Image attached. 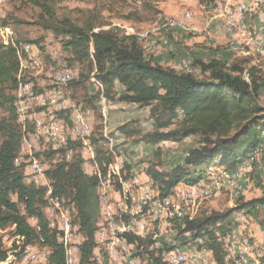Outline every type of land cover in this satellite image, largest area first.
I'll return each mask as SVG.
<instances>
[{
    "label": "trees",
    "instance_id": "trees-1",
    "mask_svg": "<svg viewBox=\"0 0 264 264\" xmlns=\"http://www.w3.org/2000/svg\"><path fill=\"white\" fill-rule=\"evenodd\" d=\"M206 1L215 3L217 0ZM37 3L43 11L39 15L40 25L63 37L62 45L71 55L68 60L87 66L86 75L81 73V79H71L73 85L93 78L100 86L93 99L102 97L149 108L153 129L136 140L156 145L189 136L195 138V145L188 147L177 162L164 166L162 150L157 146L153 158L142 167L157 197L171 194L180 182H198L213 161L234 169L257 144L264 145V103L260 100L264 73L258 65L248 69V77L244 76L243 67L222 58L200 62L199 76L178 71L151 61L134 34L121 33L116 27L97 26L91 20L78 24L69 18L59 19L48 4ZM28 42L38 43V40ZM19 54L16 55L13 46L0 43V229L12 227L16 238L23 242V250L25 245L46 249L44 264H67L66 245L59 239L61 234L49 226L43 211L47 199L45 188L27 182L24 178L25 162L16 163L21 140L26 138V131L33 130L30 120L17 122L15 96L11 93L17 85ZM116 83L120 84V89ZM93 99L87 100L91 102ZM69 117L68 114L62 118L61 113L58 116L64 123H69ZM118 130L127 132L125 125L119 126ZM106 138L107 135H102L99 130L89 138L94 153L90 160L95 163L97 173L85 172L83 151L78 142L68 140L66 147L49 148L42 154L43 160L50 162L55 153L63 155L66 150L73 149L69 160L64 156L60 161L49 163L46 176L52 185V195L74 203V221L82 236L74 247L77 264H94L99 219L96 190L99 175L104 176L111 165L110 151L100 144ZM125 167L129 170L132 166L127 163ZM253 170L247 175L250 180H258V186L262 188L260 196L248 200L240 196L232 207L223 211L200 209L194 215L174 218L172 228L176 245L164 242L157 250L153 246L156 240L148 236L124 232L126 234L122 233V237L125 235L135 249L145 248L151 264H163L165 251L187 245L205 246L217 264H222L225 252L221 237L232 228L238 229L234 227L237 220L232 215L264 205L261 173ZM120 186L118 190L122 193ZM30 218L35 220V225L29 222ZM6 258L7 250L0 237V262H6Z\"/></svg>",
    "mask_w": 264,
    "mask_h": 264
},
{
    "label": "rangeland",
    "instance_id": "rangeland-1",
    "mask_svg": "<svg viewBox=\"0 0 264 264\" xmlns=\"http://www.w3.org/2000/svg\"><path fill=\"white\" fill-rule=\"evenodd\" d=\"M37 1L39 3L48 4L59 19L69 18L78 24H83L91 20L97 26L104 28L116 27L121 33L134 34L137 37L141 33H145L146 39L143 38L140 43L142 48H144V50L146 49L145 53L147 57L153 62L172 67L178 71H188L199 76L201 74L200 62L207 63L211 58H222L228 59L231 64L236 63L243 67L245 77H248V69L253 65H258L257 67H260L261 72L264 73V7H262L264 5V0H217L215 3H209L206 0H0V43L5 46H13L16 49V55L22 50V54L20 53L17 57V85L16 88L11 91L15 99L18 97V94L21 93L20 90L25 82L31 83L37 92L56 87L57 82H60L63 69L71 71V79L74 78L75 80L81 79L79 78V74L83 73L86 75L88 73L86 64L67 59L71 57V55L62 45L61 39H63V37L56 36L50 29H46L40 25L39 15L42 14L43 11ZM235 10L237 13H233ZM241 16L245 17L241 18ZM149 39L152 40L150 41ZM29 40H38V43H29ZM26 47L30 49V56L33 50V56L38 57L40 62L39 65L31 67L28 63L26 67L20 66L19 61L25 57ZM71 79L66 83L62 81V89L64 91L63 108L54 109L48 107L42 108L41 110V108L36 106V108L34 107L29 113L27 119L29 118L28 120L31 121V125L32 121L38 116L44 119L53 118L58 121L60 119L58 118L59 113H61L62 118L69 114V123H71V115L78 109L79 114L77 115H79L82 120L85 119L83 121H86L90 126V134L87 140L88 145H83L79 143V141L73 140L68 135L67 131H65L68 123H64L63 120L60 119L61 127L64 130H62L63 135L66 137L67 142L71 140L81 144L80 149L83 151L82 156L84 162H86V165H84L83 162V168L87 174L98 172L96 165H94V169L90 166V157L92 160L94 153L89 138L94 131L98 132V130L102 132V135H107L108 138L104 139L100 144L111 153L110 167L113 163L117 164L114 168L118 169V171L121 169L120 177L122 180L126 178V175L128 177H130L131 174L134 176L137 175L138 182L136 183L138 187L134 189L137 192L133 193L130 199V212L127 210V213H134L136 203L144 193L142 186L146 185V182H149L147 176L143 174L142 167H146V161L153 158V152L156 147L159 146L162 150L164 166L171 165L181 158L188 147L195 145V138L189 136L180 141L167 140L156 145H150L136 140L139 139L140 135H144L153 129L148 107H140L133 103L110 101L102 97L93 99V95L96 93L98 87H100L93 78L81 80L78 85H73ZM116 86L118 89L121 88L118 83H116ZM88 98L93 100L90 102L87 100ZM260 100L264 103V86L260 95ZM121 125H125L127 130L126 133H121L118 130V127ZM30 133L29 130L26 131V141L29 144H25V146L27 147L30 145L31 147V145H34V148H31L32 154L28 151H26L27 157L25 154H20L21 156H18V163L24 161L23 159H31L34 156L42 159L41 156L44 151L49 148L50 150L53 149L50 143L45 141L44 138H40V136L36 137L33 133ZM22 142L21 140V143ZM60 148L64 147H57L55 149ZM36 154H38V156ZM72 155L73 149L66 150L63 155L57 153V161L64 159V156L69 160ZM50 159V162L45 160L46 163H48L46 169L50 167L49 163H55L54 156ZM248 159L249 154L243 157L241 160L242 162L239 163L240 165H237L238 167L244 166L241 174L237 176L234 172L235 182L238 181L237 183H240L239 186L242 191L239 196H234V194H232L231 187L222 185L221 189L218 191H211L212 193L205 196L206 198L204 197V200L196 201L198 198H196L195 190L181 185L183 182H180L172 189L175 203H182L185 205L186 215H194L196 211L200 209L223 211L228 207H232L240 196L243 197V200L260 196L262 194V188L258 186V180H250L248 175L245 178L242 176L249 169V167L246 168L247 165H244L248 163L246 161ZM215 162L217 161H213L207 167L204 178L208 175V177L211 176V178L209 177L211 181L217 180L220 174V171L217 169L218 167L225 169L224 172L228 171L224 163ZM30 163L31 161L27 160L24 165H30ZM127 163L132 166L129 170L125 167ZM237 166L236 168H238ZM110 167L108 166V169ZM30 175L29 173L27 176H24L27 182L30 180ZM204 178L201 179L202 181H199L207 184V179L205 180ZM261 178L262 184H264V174H261ZM116 182L118 184L119 181L116 180ZM117 184L115 183L116 187ZM110 188L109 193L111 192L110 197H112L114 205L113 200L116 199V193L113 186ZM190 190H192V193ZM180 201L181 203H179ZM49 203L50 202L46 199V205L43 208L44 214L49 221L55 222L54 224L57 225V222L61 220L60 212L54 205H50ZM113 208L115 210L116 205ZM257 209L258 211L255 209L253 211L244 209L239 213H234L232 217L237 220V225L234 227H238L242 235L250 240L251 246H255V244L258 245L264 254V207L260 205ZM240 214L241 216H237ZM70 217L72 223H74V210ZM29 222L35 225L34 219L30 218ZM172 225L168 224L166 226L159 221V237L161 236L167 245H176L177 243ZM149 227L150 229H148ZM153 228H155V223L152 221H149V223L147 222L146 233L150 235ZM254 229H256L261 236L260 242L259 240L257 241V237L254 235ZM243 230L245 232H243ZM74 233H72V237L67 242L68 249L72 248L73 256L76 242L79 243L82 239L79 230H75ZM0 237L4 248L7 250L8 258H6V262H0V264H10V262L24 264L22 260L24 257L23 242L16 238L13 228L0 229ZM75 237H77L76 241L73 242ZM159 237L158 235L155 236L158 241ZM158 241L154 247L159 246ZM112 245L114 247L113 243ZM192 246L198 247L197 245ZM113 247L111 251L115 253V258H120L117 264H127L128 259L132 256L136 264H145V260H143L147 256L143 250L145 248H134L133 254L132 250H125L122 246L120 249H116L115 252ZM104 249L105 248H101L100 255L102 254L101 257L105 261L107 255H105L106 253L103 254L106 252ZM45 252H47L46 249L37 248L36 245H34L32 257H36L37 261H43V254H45ZM140 254L143 256H138ZM75 261L71 264H77ZM27 262L28 264H44L43 262ZM231 263L232 261H230V264ZM94 264H98V262L95 261ZM215 264H217V262ZM258 264H264V255L263 260Z\"/></svg>",
    "mask_w": 264,
    "mask_h": 264
},
{
    "label": "bare ground",
    "instance_id": "bare-ground-1",
    "mask_svg": "<svg viewBox=\"0 0 264 264\" xmlns=\"http://www.w3.org/2000/svg\"><path fill=\"white\" fill-rule=\"evenodd\" d=\"M242 1H241V3H242ZM262 7H264V5ZM257 11H258V9H257ZM235 12H236V10L233 13H235ZM238 14H240V13H238ZM242 17L243 16H241V18ZM189 18H190V16H189ZM225 25H226V22H225ZM145 37H146L145 33H141L137 38H138L139 41H141ZM147 40H146V42H147ZM166 41H167V39H166ZM161 42H162V40H161ZM161 45H160V47H161ZM164 45H165V43H164ZM31 58H32V55L30 56V49H28L26 47L25 48V57H23L19 61L20 66L21 67H26L28 63L30 64ZM39 63L40 62H39L38 57L37 56H33V66H31V67H35V66L39 65ZM70 79H71V71L63 69V75H62V81H64L63 83H66ZM22 86L23 87L20 90L21 93L18 94V97L14 101L17 122L23 123L27 119V116L29 115V113L34 109V107L36 108V106L41 108V110H42V108H48V107H52L54 109L55 108H60V106H57L56 102H55L56 87L47 88V89H44V90L36 92L35 89H34V86L31 83L25 82ZM25 91H26V94H25ZM63 102H64V100H63ZM83 120H85V119H83ZM83 120L81 119V117L79 115L74 113L73 115H71V123L67 124V126L65 128L66 129L65 131H67L68 135L73 140H77V141H79V143H82L83 145H88L87 140H88V137H89V134H90V126H89L88 123H86V121H83ZM32 126H33V130H32L31 133H33L36 137L40 136V138L41 137L45 138V140L48 143H50V145L52 147L53 146H54V148L66 147L67 140H66V137L63 135V132H62L63 128L61 127V124L59 123V135H58V137H57V134L55 133V131L53 130L56 127H58V121H56V119L55 120L53 118L44 119V118L38 116L37 118H35L32 121ZM29 140L33 141L32 139H29ZM25 144H29L26 141V138L23 140V142L20 145V151L18 153V156L20 154H25V151H28L30 154H32L31 148H34V145H31V147H30V145H28L26 147ZM79 145H81V144H79ZM25 148H27V149H25ZM18 156L16 158V163H18V158H19ZM66 160H68V158H66ZM248 160H246L248 163L245 162L246 164H244V165H247L246 168L249 167L247 172L242 175L244 178L247 177V174L249 172L254 171L253 169H256L258 171V173L264 174V145L257 144L252 149V151L249 153V159ZM28 161H31V163H30V168H31L30 174L31 175L29 176L30 177L29 178L30 179L29 182L33 183L34 185H37V187L38 186L44 187L45 191H46L45 192L46 198L50 202V199L52 197L53 198L52 199V205H54L56 207V209H58L59 212H60V216L62 217L60 224L57 223V225H56V224H54L55 222L53 223L52 221H49V220L47 222L49 223V226L51 228L56 229L57 232H59L61 234L60 240L66 245L67 264H71V263H73V261L77 260V258L72 255L73 254V251L71 250L72 248L68 249L67 242L72 237V233H74L75 230L76 231L79 230L78 224L76 222L72 223V221H71L72 219L70 217L72 211L74 210V208H73V204L74 203L71 204L70 201L68 202V201L65 200L66 198L65 199L64 198H60V197H57L56 195L54 196V195L51 194L52 193L51 192V188H52L51 186L52 185L50 186V184H51L50 181H49L50 179H48V176H46V167L42 168L41 178H40V169L37 168V166L41 165V162H42V159H40V157L37 158L36 156H34L31 159L29 158ZM116 166H117V164L113 163L112 166L108 170H106V174H104V176H100L99 175V182H98V186H97V190H96V196H97V198H96L97 201L96 202L98 203L97 205L99 206V220L97 222V231H96V234H95V238H96V241H97V246H96L95 249L97 250V252H95L96 254L94 253L93 262L97 261L98 264H100V263L101 264H117V262H118V261H116L117 259L115 258V253H113L111 251L112 247H113L112 243L115 244V242H117L118 225H115V223L116 224H121L122 233H124V232H126V233L127 232H132L135 235H138V236H141V237L148 236L150 239L156 240V243H157L158 240L156 239L157 237L155 238V236L158 235V237H159V235H160V233H158V231H159V229H158L159 221L162 224L164 223L166 226L168 224L172 225L173 224L172 221H173L174 218L175 219H179V218H182L185 214H187V212L185 210L184 213L181 216V214H180V206H181L182 203H181V201L179 202L181 204H176L175 203L173 193H171L169 195H166V196H163V197H157L156 196V199H162V200H156V204H149V211H156V208H162V212H155L153 217H151L150 221L155 223V228L152 229V231H151V233L149 235L148 233H146V225L135 226V220H133V219H135V217H134L133 213H127V210L129 211L130 199L132 198V194L137 192V191L134 190V189H136L138 187V184L136 183V182H138L137 181L138 179L136 177L137 175L134 176L133 174H131L132 176L130 175V177H128L126 175V178L122 180V178L120 177L121 176L120 175L121 174V171H120L121 169H119V171H118V169L114 168ZM226 168H228V167H226ZM238 168H241V169H238ZM238 168H237V174H241L242 168H244V166H241V167H238ZM217 169H218V171H220V174H219V176L217 175L218 179L215 180V181H213V180L211 181V179H210L211 176H209L210 177L209 178L208 175H207V177L204 178L205 180L207 179V182H208L207 184L206 183H201L200 181H202V180H200V181H198L196 183H193V184H181V185L193 186V188L195 190H197L196 198H198V199H196V201L204 200L206 198L205 196H207L208 194L212 193L211 191H213V190L214 191H218L219 189H221L222 185L231 187L232 194H234V196H239L242 191H238L237 193H236V191H237V188H238L240 183L238 184L237 183L238 181L235 182V179H234L235 175L231 173V170L227 169L228 171L224 172L225 169H223V168L218 167ZM217 169H215V170H217ZM26 171H27V168H26ZM28 172H29V170H28ZM89 174H91V173H89ZM24 175L26 176L25 171H24ZM123 177H125V176H123ZM116 180H118L119 181L118 183H120V185L122 186V193H120L121 191L118 190L117 198L115 197L116 199L113 200L114 201V205H113V202H112V206H109L108 214H107L106 210L104 209V205L105 204H109L110 198H112V197H110V193L111 192L109 193V190L111 189L110 188L111 186H113V188L115 190V193H116V189H117V187L115 185V183L117 184ZM140 180H142V179H140ZM145 186L146 187H151V185L149 183H147V182H146V185L142 186L144 193L140 197V199L136 203V205H139L140 200H145ZM206 188H207L208 191H206ZM175 190H176V188H175ZM133 191H135V192H133ZM113 194H114V192H113ZM134 198H136V197H134ZM179 198H181V197H179ZM183 203L185 204V201ZM115 205H116V209L114 210L113 207ZM189 205H190V203H189ZM117 209L122 210V212H117ZM132 211H134V210H132ZM135 211H136V207H135ZM121 215H124V216H122L123 218L121 217ZM48 216H50V215H48ZM237 216H241V214L237 215ZM101 220H102V225H101ZM147 222L149 223V221H147ZM160 227H163V226H160ZM100 229H101V233H100ZM148 229H150V227ZM232 229H234L235 232L238 233L239 249H241V251L239 253H238V248L236 247V242H233V230ZM232 229L227 231L221 237V239L223 241V244H224V252H225L222 264H230V261H232L231 264H258V263H260V261L263 260V255H264L262 253V251H261V248L258 245H256V244H255V246H253V245L251 246V244L249 242L250 240H248V238H246V236L242 235L241 231H239L236 228H232ZM126 233H124V234H126ZM124 238H125V235H124ZM155 244L153 246H155ZM102 245H103V247H102ZM27 246H32L33 249H34L33 245H27ZM121 246H122V248H125V250H126L127 249V242H120V247ZM158 247H161V245L159 244V246H156L155 248H157V250H158ZM101 248H105L104 250H106V252H104V253L102 252L103 254L106 253L105 255H107L105 257V261L101 257L102 254L100 255ZM177 248L178 249L175 248L176 252H180V254L185 256V264H206V263L215 264L217 262V261H215L213 255H212V252L209 249H207L205 246L195 247V246H192V245H187L186 247H184L182 249H180L179 247H177ZM249 248H250V253H249ZM24 249H25V247H24ZM204 254H206V263L204 262V260H202V258H204ZM250 255H251V258H252L251 262H250ZM162 257H163L164 262H169V264H184L180 260H170V253H164ZM143 260H145V264H151L152 263L147 258H145ZM129 261H130V258L128 259V263H129ZM23 262H24V264H26L27 261H23ZM75 262H77V261H75ZM27 264H28V262H27ZM133 264H136V261L134 259H133Z\"/></svg>",
    "mask_w": 264,
    "mask_h": 264
},
{
    "label": "built area",
    "instance_id": "built-area-1",
    "mask_svg": "<svg viewBox=\"0 0 264 264\" xmlns=\"http://www.w3.org/2000/svg\"><path fill=\"white\" fill-rule=\"evenodd\" d=\"M33 54H34V52L32 50V58L30 60V66H33ZM62 75L63 74H61V76H60V82H57V84H56V97H55L56 105L60 106V108H63L62 104H63V95H64V91L62 89ZM25 94H26V91H25ZM75 113L79 114L78 109L75 110ZM59 123H60V119L58 120V127L53 129L55 131V133L57 134V137L59 135ZM44 140H45V138H44ZM53 150H55L54 146H53ZM25 155H26V151H25ZM53 156L55 158V162H57V153H55ZM44 167H48V163H46V161L43 160V158H42L41 165L37 166V168L40 169V178H41L42 168H44ZM234 172L237 174V168L236 167L234 169H231V173L234 174ZM237 175H239V174H237ZM119 185L120 184L117 185V189H116V198H117ZM185 187H188L189 189L190 188L194 189L193 186H185ZM206 191H208L207 188H206ZM238 191H241L240 186H238L236 193ZM190 192L192 193V190H190ZM196 192H197V190H195V194H196ZM52 199L53 198L51 197L50 205H52ZM156 200H162V199H156V193L154 192L153 188L145 186V200H140L139 205H136L135 213H133V215L135 217V226L147 225V221L151 220V217H153L155 212H162V208H156V211H149V204H156ZM109 206H112V198H110L109 204L104 205V209L106 210L107 214H108ZM185 210H186L185 205L181 204V206H180L181 216ZM117 212H122V210L117 209ZM57 223L60 224L61 220L58 221ZM101 225H102V220H101ZM115 225H118L117 242H115V244H114L115 252H116V249H120V242H127V250H129V251L132 250V253H133L134 252L133 243H129L126 238L122 237L121 224L115 223ZM232 230H233V242H236V247L238 248V253H239L241 251V249H239L238 233L235 232L234 229H232ZM100 233H101V229H100ZM131 235H132V232H131ZM76 238L77 237L74 238L75 240L73 242L76 241ZM59 239H60V237H59ZM76 243H78V242H76ZM158 243L159 244L164 243L163 238L161 236L159 237ZM32 250H33L32 246L25 245V249L23 250V254H24L23 261H34V262L45 263V256L47 255V252H45V254H43V258H44L43 261H41V260L37 261L36 257H32ZM165 253H170V260H180V261H182V263L185 264V256L180 254V252H176V249L165 251ZM249 253H250V248H249ZM74 257H76V249L75 248H74ZM118 259H120V258L117 257V261H118ZM251 259L252 258L250 255V262H251ZM202 260H204V262L206 263V254H204V258H202ZM128 264H133V256L130 257V261ZM163 264H169V262H164ZM206 264H208V263H206Z\"/></svg>",
    "mask_w": 264,
    "mask_h": 264
},
{
    "label": "crops",
    "instance_id": "crops-1",
    "mask_svg": "<svg viewBox=\"0 0 264 264\" xmlns=\"http://www.w3.org/2000/svg\"><path fill=\"white\" fill-rule=\"evenodd\" d=\"M90 159H91V157H90ZM25 162H27V160H25V159H23ZM84 165H86V162H84ZM27 166V167H26ZM90 166H91V168H93L94 169V163L90 160ZM26 168H27V171H26ZM28 170H29V172H28ZM30 171H31V168H30V165L29 164H25V174H26V176L30 173ZM30 181V180H29ZM261 206H263L264 207V205H261ZM259 206H257L256 208H255V210H257L258 211V208ZM253 232H254V235L257 237V241L259 240V242L261 241V236L258 234V232H257V230L256 229H254L253 230ZM95 252H97L96 251V249H95V251H94V253ZM96 254V253H95Z\"/></svg>",
    "mask_w": 264,
    "mask_h": 264
}]
</instances>
